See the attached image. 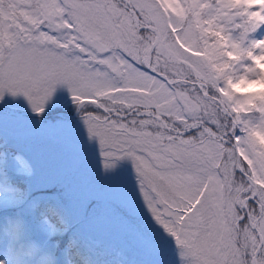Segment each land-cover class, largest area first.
I'll return each mask as SVG.
<instances>
[{
  "label": "snow or ice",
  "instance_id": "6c2138e0",
  "mask_svg": "<svg viewBox=\"0 0 264 264\" xmlns=\"http://www.w3.org/2000/svg\"><path fill=\"white\" fill-rule=\"evenodd\" d=\"M262 26L264 0H0V264H264Z\"/></svg>",
  "mask_w": 264,
  "mask_h": 264
},
{
  "label": "trees",
  "instance_id": "16d2710c",
  "mask_svg": "<svg viewBox=\"0 0 264 264\" xmlns=\"http://www.w3.org/2000/svg\"><path fill=\"white\" fill-rule=\"evenodd\" d=\"M262 29H263V26H262ZM263 35H264V33H263ZM21 155H23V157L27 160H29V157H28V155H26L25 153H20ZM29 163H31V161L29 160Z\"/></svg>",
  "mask_w": 264,
  "mask_h": 264
},
{
  "label": "rangeland",
  "instance_id": "374dc122",
  "mask_svg": "<svg viewBox=\"0 0 264 264\" xmlns=\"http://www.w3.org/2000/svg\"><path fill=\"white\" fill-rule=\"evenodd\" d=\"M259 31H260V34L263 35V33H264V26H263V29L261 28ZM21 156H23V155H21ZM24 159H25V158H24ZM25 160H26V159H25ZM27 160H28V159H27ZM28 161H29V160H28Z\"/></svg>",
  "mask_w": 264,
  "mask_h": 264
}]
</instances>
